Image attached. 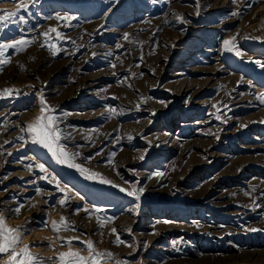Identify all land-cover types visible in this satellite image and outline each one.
I'll return each mask as SVG.
<instances>
[{
  "label": "bare ground",
  "instance_id": "1",
  "mask_svg": "<svg viewBox=\"0 0 264 264\" xmlns=\"http://www.w3.org/2000/svg\"><path fill=\"white\" fill-rule=\"evenodd\" d=\"M20 3L0 0L17 13L0 45L27 42L0 57V216L16 251L60 264L90 241L102 264H264V0ZM41 97L96 178L32 142Z\"/></svg>",
  "mask_w": 264,
  "mask_h": 264
},
{
  "label": "snow or ice",
  "instance_id": "2",
  "mask_svg": "<svg viewBox=\"0 0 264 264\" xmlns=\"http://www.w3.org/2000/svg\"><path fill=\"white\" fill-rule=\"evenodd\" d=\"M20 8L27 9V4L21 3L17 5V9ZM17 16L16 12H8L7 14L0 15V23H7ZM68 19V18H65ZM183 20V18H181ZM52 31H56L53 29ZM47 35V33H45ZM125 39H127V35H125ZM235 38L231 41H225V50L226 51H236V54L239 55V51L236 49V45L234 43ZM26 41L16 40L11 45H0V57L4 55V50L8 47L16 48L17 51L23 50L26 45ZM51 47V46H50ZM9 61L7 59H0V65L6 64ZM3 69L0 68V71ZM5 93L11 94V90L6 89ZM264 99V97H262ZM41 113L42 115L37 118V120L28 125V131L32 135V142L38 143L44 148L48 149L49 152L56 158L57 163L66 164L70 168H75L82 175H85L86 179H94L98 174L91 173L87 169L83 168L81 165L76 164L75 158L76 153H70L66 150V147L60 143L61 134L57 125V119L54 115H52L53 109L49 107L44 98L41 97ZM219 118V117H217ZM66 138V137H65ZM131 139V138H129ZM143 159V156L141 157ZM41 171H46L44 165L41 164L38 166ZM158 175H160L158 173ZM101 183H109L111 181L100 179ZM115 186V185H113ZM57 187L59 184L57 183ZM63 191V189H60ZM120 191L124 192L125 189L121 188ZM128 196L134 197L136 200L140 199V196L143 194V188L137 189L133 186L131 191H127ZM65 201L61 200V204ZM139 207V205H137ZM15 211L17 213L20 212V208H16ZM87 211V209H85ZM54 231H60V226L53 224ZM64 230H69L67 228V221H64ZM252 231H257V229H251ZM115 233V229L112 230ZM20 243V231L18 229H12L7 226L5 218L0 216V253H10V258L8 264H35L36 257L31 254L30 248L25 246L19 252L16 251V245ZM117 243H123V241L119 240V236H117ZM67 245L70 247L71 241L67 242ZM87 250L89 252V256H82L79 252L71 251L64 252L60 254L59 261L60 264H102V257L105 255L110 256V253H99L96 251L92 242L87 243ZM118 264H123V262H118Z\"/></svg>",
  "mask_w": 264,
  "mask_h": 264
},
{
  "label": "rangeland",
  "instance_id": "3",
  "mask_svg": "<svg viewBox=\"0 0 264 264\" xmlns=\"http://www.w3.org/2000/svg\"><path fill=\"white\" fill-rule=\"evenodd\" d=\"M140 3H142V2H137V4H140ZM164 12H165V11H163L162 13H164ZM122 15H124V13H122ZM113 16H114V15H113ZM216 38H217V37L215 36L214 39H216ZM152 50H154V49H153V46H151V51H152ZM152 53H153V52H152ZM33 90H34V89H33ZM35 92H36V91L32 92L31 94H29V92H28L29 95H27V93H22V95H24V96H26V97H27V96L30 97V96H31L32 94H34ZM41 107H42V105H41ZM58 128H59V127H58ZM59 130H60V128H59ZM261 179H263L262 181L264 182V176H262ZM262 181H261V182H262ZM97 182H99V181H97ZM258 182H259V181H258ZM261 182H260V183H261ZM97 184H99V185H103V183L101 184V182H99V183H97ZM263 185H264V184H263ZM225 200H227V198H226ZM263 219H264V217H263ZM261 221H262V220L259 218V222H261ZM263 222H264V221H262L261 223H259L260 225L263 224V225H261L263 228H261L262 231L260 230V232H264V223H263ZM258 231H259V230H258ZM262 234H264V233H262ZM262 234H261V235H262ZM259 240H260V241H258V243H256V245L258 246V249H259V250H263V251H264V249H262V248H264V243H263V241H264V235H262L261 237H259ZM260 243H261V244H260Z\"/></svg>",
  "mask_w": 264,
  "mask_h": 264
}]
</instances>
